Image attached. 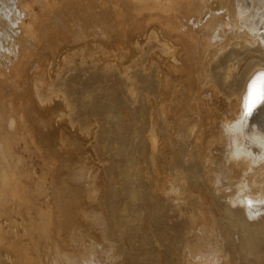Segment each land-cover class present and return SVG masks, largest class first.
Returning a JSON list of instances; mask_svg holds the SVG:
<instances>
[{"label": "bare ground", "instance_id": "obj_1", "mask_svg": "<svg viewBox=\"0 0 264 264\" xmlns=\"http://www.w3.org/2000/svg\"><path fill=\"white\" fill-rule=\"evenodd\" d=\"M63 34L94 59L115 63L125 75L128 105L141 90L143 109L150 110L146 120L141 115L146 127L126 145L128 174L137 177L142 200L159 208L170 203V213L187 216L195 242H186L183 263L218 264L210 253L217 248L213 218L219 216L208 205L210 193L238 223L242 238L228 231L238 240L229 248L248 251L254 235L248 236L247 222L264 212V0H0V264H103V258L117 264L102 203L110 191L102 190L109 180L104 163L79 150L80 136L62 133V154L44 144L49 133H60L51 121L55 105L66 110L51 80L62 66L52 53H62L54 45ZM41 51L50 52L46 60ZM33 54L41 60L30 59ZM23 71L29 73L25 84L16 80ZM11 83L17 89L3 94ZM62 127L73 129L68 120ZM19 143L25 150L17 151ZM25 154L38 156L49 177L37 174ZM70 181L86 203L68 208L62 198L61 225L52 187ZM46 189L53 200L43 206ZM256 239L244 258L264 252V238ZM223 261L230 264L227 255Z\"/></svg>", "mask_w": 264, "mask_h": 264}, {"label": "rangeland", "instance_id": "obj_2", "mask_svg": "<svg viewBox=\"0 0 264 264\" xmlns=\"http://www.w3.org/2000/svg\"><path fill=\"white\" fill-rule=\"evenodd\" d=\"M38 11L40 12L39 8ZM120 32L125 31L120 30ZM63 35L65 36L62 43L54 45L58 46L56 48L62 49V53H52L54 55L52 60L62 58V66L54 69L55 71L49 69V72L51 74L54 71L57 74L52 76L51 80L55 82V91L63 94L66 101L65 111H63L61 105H55L54 111L55 113H64L65 117H57L55 113L51 115L52 123L61 127L60 133L54 131L49 133L50 136L45 139L44 144H50L55 152L62 154V133L64 136L68 138L72 137L75 140L77 136H80L81 140L77 143L79 150L83 153L85 152L86 156L92 154L90 157L94 153L98 160L104 163L103 174L109 180L103 183L102 190L108 188L110 191L107 194L108 199L106 194L104 198L102 197V203H104L103 207L105 208L106 217L109 219L110 233L113 234L112 238L116 242L113 250V255H115L112 259L117 264H184V246L187 241L189 245L195 242V231L191 230L192 226L189 229L187 216H177L176 210L174 213H170L172 208L170 203L159 208L155 200L151 205L146 200H142L140 186L136 181L137 177L133 174H128L127 164L130 157L127 155L126 145H128L131 137L137 138L140 128L144 129L146 127L145 123H140V121H143L141 115L143 114L146 120V114L150 110V108L146 111L143 109L146 104H144L145 99L142 98L141 90L139 88L135 89L136 101L131 106L128 105L127 99L130 93L125 75L119 74L116 71L115 63L103 59H94L89 52L79 47V44H77L78 39L70 34ZM96 38L100 39V36H96ZM106 40L104 39L105 45L109 42ZM75 50L77 54L73 52ZM46 53L50 54L48 51ZM46 53L41 51L38 54L46 60V57H48ZM36 56V54H33L30 59H37L35 58ZM116 59L122 61L123 58L117 56ZM37 60L41 59L38 58ZM102 65H104V68ZM136 72L140 76L142 70L137 69ZM28 77L29 73L23 71L21 76L16 80H19L21 84H25L26 78ZM1 85L3 86L4 83ZM42 86L39 85V91H43ZM6 87L3 94L11 93L17 89L13 83L8 84ZM27 88V85L23 86V89ZM153 94L156 95V90H154ZM48 109L45 110L48 111ZM67 120L73 128L72 131L62 127ZM57 143L60 148L55 149L53 145ZM17 148L18 152L25 150L21 143L18 144ZM137 148L135 147L134 152L132 151L134 164H138L139 160ZM50 151L52 152L51 149ZM88 151L90 152L88 153ZM27 156H30V159ZM37 158L38 156L35 154H32V156L25 154L27 164L30 163L29 165L31 167L33 165L37 174L46 173V177H49L47 167H44L42 160H39V158L37 160ZM37 165L38 167H36ZM149 173L152 175L151 167L149 168ZM74 185L75 183L70 181L68 186L62 187V183H58L52 187L56 192L54 198L56 201L55 208L61 216V225L63 219L62 198L69 201L68 208L70 204L71 207H76L80 203H86L83 202L86 201V197L79 198L80 193L77 192ZM47 187L49 188V179L46 180ZM46 190L49 196L46 195L44 197V195L39 197L43 206L46 205L47 202L44 201L47 199L49 203L53 200L51 192L48 189ZM209 195L211 199L208 205L219 215L213 218V226H215L214 240L218 245L217 243L215 244L217 247L216 250H210L211 255L217 260L218 264H225L223 260L226 255L229 257L230 264H239L247 259L246 264H259L255 260L259 256L264 255V252L257 253L256 255L251 254L248 258H244V255L247 252L249 253L251 248L257 243V239L255 240L256 236H258V239L264 238V215H262L264 212H260L262 217L258 216L257 219L254 217L257 220H253L255 224L251 220V223L249 221L247 222L248 227L252 229L248 236L251 237L254 235V238L252 240L250 239V244L246 242L249 244L250 249L246 251V248L242 246L241 252L239 250L240 254L235 253L231 247L229 248V245H237V235H234L236 236L234 237L231 233L230 235L228 233L232 232V230L238 231L239 229L235 225L238 223L232 222L231 217L233 216H224V202L217 201L211 193ZM183 212L190 215V213ZM170 214L173 216H169ZM238 215L236 221H242L244 223L245 216ZM14 216L19 217V215ZM103 216L105 215L103 214ZM233 225L236 226V229L233 228ZM222 229L226 232L224 233ZM254 230H256L257 234H254ZM188 231L190 232L188 233ZM238 232V237L241 240V232ZM218 234L219 236H217ZM248 236H245V238L247 237L248 239ZM235 240L236 242L234 243ZM243 244L245 245V243ZM227 248H229L228 253ZM215 251L217 253L214 255ZM110 259L103 258L100 261L102 263L105 262L103 264H106V262L109 264L111 262ZM233 261H238V263H234ZM19 263L25 264L17 262V264ZM260 264H264V261H261Z\"/></svg>", "mask_w": 264, "mask_h": 264}]
</instances>
